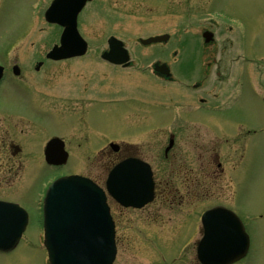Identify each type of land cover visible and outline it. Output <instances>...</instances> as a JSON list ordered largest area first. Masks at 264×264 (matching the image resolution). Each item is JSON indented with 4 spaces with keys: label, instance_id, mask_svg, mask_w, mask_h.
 <instances>
[{
    "label": "rangeland",
    "instance_id": "1",
    "mask_svg": "<svg viewBox=\"0 0 264 264\" xmlns=\"http://www.w3.org/2000/svg\"><path fill=\"white\" fill-rule=\"evenodd\" d=\"M50 1L0 0V50L14 49L10 56L20 54L25 73L34 75L35 79L28 78L35 81L46 79L31 66L45 58L43 52L58 42L62 30L44 19ZM78 27L89 43L87 53L52 62V69L60 73L55 72L50 84L44 83L47 89L67 91L65 102L62 98L54 101L65 115L51 112L48 118L52 130L64 132L68 127L73 157L66 171L77 168L100 178L105 159L99 150L107 138L126 139L138 126L164 122L174 111L180 119L167 131L133 142L144 150L159 147L155 164L167 176L170 165L166 161L173 156L197 168L207 158L212 141H218L226 171L227 188L192 204L175 200L155 212L154 204L130 209L111 201L118 249L114 264H199V214L216 203L253 215L248 227L250 253L236 264H264V134L251 137L246 127L239 128L264 127V83L256 78L259 70L264 81V0H93L80 13ZM205 29L214 33V41L207 45L202 39ZM163 33L170 35L166 42L144 45L139 41ZM110 35L124 40L132 66H114L101 58ZM157 60L169 63L175 82L153 73L151 65ZM207 63L210 72L205 88L187 90L185 84H193ZM217 67L220 76L215 74ZM185 71H193L191 79L181 77ZM170 96L180 104L171 103ZM200 96L213 97L210 111L196 108L201 105ZM182 117L201 124L184 122ZM76 122L77 126L70 125ZM170 130L176 131L175 145L165 157ZM190 131L193 135L185 136ZM236 134L242 143H236ZM226 137L230 141L224 143ZM152 150L145 154L149 156ZM57 173L51 170L50 175ZM104 174L103 179L106 168ZM42 229V217L33 212L23 239L0 264H47Z\"/></svg>",
    "mask_w": 264,
    "mask_h": 264
},
{
    "label": "flooded vegetation",
    "instance_id": "2",
    "mask_svg": "<svg viewBox=\"0 0 264 264\" xmlns=\"http://www.w3.org/2000/svg\"><path fill=\"white\" fill-rule=\"evenodd\" d=\"M11 52H14V49L0 50V200L19 202L27 208L26 204H31L33 207L43 200L46 189L52 181L50 175L52 168L61 167L52 166L46 162L45 149L48 141L53 136H59L64 139L67 151L69 153L72 152V147L66 135L68 127L62 132L57 129L52 130L48 124V118L51 116V112L57 115H65L61 112L62 110L60 107L54 105V101H61L62 98L63 102H65L64 100H67L66 97L68 95L65 89L59 92L55 87L47 89L44 84L52 82V79L55 78L54 74L57 70L52 69L50 64L52 62L62 61H54L46 57L44 59L42 57L41 59L35 60V64L31 66L32 69H34L36 74H40L41 77L46 79V81H35L34 75L25 73L23 65L24 60L21 58L20 54H13L10 56ZM46 53L47 51L43 52V55L45 56ZM38 62L41 63L39 66H37ZM130 66L131 65L120 67L128 68ZM14 67L17 68L18 74L15 72ZM209 72V67H205L204 71L199 72V78H197L191 86L187 84L185 88L187 90H191V87L193 90L204 89L207 84L206 78ZM56 73H60V71L58 70ZM192 73L193 71H185L183 73V78L191 79ZM217 74L219 75L220 72L218 71ZM156 76L165 81L175 82V77L172 73L169 76H162L158 73ZM28 77L34 79H29ZM80 92L81 90L77 86L75 92L76 98H79ZM175 98L176 97L172 98L170 96V102L174 105L180 104L179 100ZM209 99L208 96H200L199 100L201 105L197 106V108L210 111L211 106ZM165 118L166 121L159 124L149 123V127L151 128L144 124L135 128L132 134L136 136V139L133 140L144 139L163 129L167 131L168 126L170 125V127H172L174 121L177 119L172 113ZM179 119L180 118L177 120ZM181 120L188 123H199L184 117H182ZM184 122L182 123L184 124ZM77 123L78 122L70 125L74 127L77 126ZM239 127L244 128L247 126L241 125ZM189 130L186 128V131ZM218 130L221 131L222 129ZM247 132V135L250 134L251 137H255L256 135L264 134V128L248 126ZM168 135L169 137H175L176 131L173 132L170 130ZM192 135L193 131H190L185 136ZM196 135H198L197 132L194 136ZM133 140L127 143L120 142L117 149L103 148L101 152L105 159V163L101 171V177L98 178L88 173L86 175L93 178L98 183L104 184L105 178L103 179V176L105 175V168L109 170L122 159L137 157L149 162L154 171L155 198L148 205L154 204L153 211L155 212L166 202L173 203L175 200H179V204L185 201H188V204H192L196 202L197 199L209 198L216 191L219 192L220 189L227 188V183L224 181L226 171L219 146L221 142L212 141L207 148V158L200 161L197 168L185 165L184 162L175 160L173 156L171 161H166L170 165V167L167 165L170 173L165 176V172H159L154 159L159 156L160 148L157 147L154 151L148 148L144 150L141 145H138L137 142H133ZM229 141L230 138L226 137L224 143ZM237 141L242 143L239 134L236 135V143ZM77 147H81V144H77ZM173 147L174 145L166 150L167 145L165 146V157H169V152ZM151 150L153 152L147 156L145 153ZM93 170H95V167H93ZM67 173L73 172H64L62 174ZM237 184L238 182L236 183V187ZM27 210L30 215L33 212H41V209L34 207L33 209ZM243 221L248 229L249 221ZM8 254L10 253H3L0 251V259L3 261L4 255Z\"/></svg>",
    "mask_w": 264,
    "mask_h": 264
},
{
    "label": "water",
    "instance_id": "3",
    "mask_svg": "<svg viewBox=\"0 0 264 264\" xmlns=\"http://www.w3.org/2000/svg\"><path fill=\"white\" fill-rule=\"evenodd\" d=\"M89 0H54L46 18L64 26L60 45L48 56L54 59L82 55L87 42L77 29L79 12ZM206 42L213 33H203ZM168 35L142 39L144 44L167 40ZM109 50L102 56L114 63H129L123 42L111 36ZM156 70L166 73L163 65ZM62 154V143L53 139L47 158ZM127 159L109 173V193L122 205L142 207L154 196V183L146 164L135 165ZM105 191L90 179L72 175L54 181L44 202L45 245L49 264H112L116 256L115 228ZM225 211L226 213H222ZM227 217L225 222L215 218ZM28 221L27 213L18 205L0 202V249L12 248L20 239ZM205 235L198 244V258L203 264H231L246 254L248 238L239 219L223 206H216L203 215Z\"/></svg>",
    "mask_w": 264,
    "mask_h": 264
}]
</instances>
